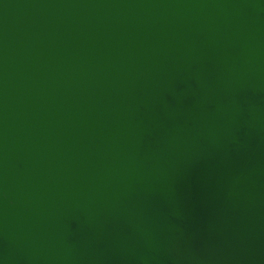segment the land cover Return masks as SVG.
I'll use <instances>...</instances> for the list:
<instances>
[{"label":"water","instance_id":"water-1","mask_svg":"<svg viewBox=\"0 0 264 264\" xmlns=\"http://www.w3.org/2000/svg\"><path fill=\"white\" fill-rule=\"evenodd\" d=\"M0 264H264V0H0Z\"/></svg>","mask_w":264,"mask_h":264}]
</instances>
